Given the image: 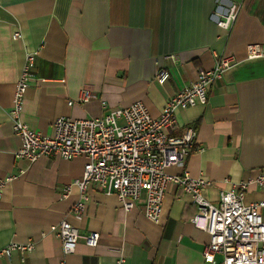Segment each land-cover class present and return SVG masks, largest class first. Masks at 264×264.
Instances as JSON below:
<instances>
[{
  "label": "crops",
  "instance_id": "1",
  "mask_svg": "<svg viewBox=\"0 0 264 264\" xmlns=\"http://www.w3.org/2000/svg\"><path fill=\"white\" fill-rule=\"evenodd\" d=\"M231 4L240 8L226 31L216 20ZM248 44L264 49V0H0V178L12 177L0 194V249L33 243L22 254H0V264H208L209 236L192 225L196 205L178 185L167 186L159 223L144 216V193L125 211L96 184L76 215L78 189L61 194L81 175L85 156L16 157L21 142L8 111L27 51L36 55L22 119L45 134L61 115L100 117L135 101L156 117L199 69L233 55L236 63L209 85L204 105L176 111L173 134L192 127L195 136L183 163L166 170L208 180L202 195L217 203L232 184L264 172V56L248 58ZM161 66L169 71L163 84L155 80ZM83 88L93 95L81 103ZM262 199L264 187L249 183L244 202ZM63 219L80 235L70 253L49 231ZM89 231L99 233L95 247L82 238Z\"/></svg>",
  "mask_w": 264,
  "mask_h": 264
},
{
  "label": "built area",
  "instance_id": "2",
  "mask_svg": "<svg viewBox=\"0 0 264 264\" xmlns=\"http://www.w3.org/2000/svg\"><path fill=\"white\" fill-rule=\"evenodd\" d=\"M239 8L238 4H231L216 24L230 31ZM17 36L18 33H14L13 37ZM246 50L248 58L264 56V49L259 44H248ZM35 55L36 51L25 53L8 111L12 130L21 142L16 157L32 163L40 157L71 159L85 156L81 175L66 184L61 194L65 197L72 186L78 189V199L72 206L74 214L82 213L88 199L86 191L91 184H96L104 193L114 194L125 211L131 210L144 193V216L159 223L165 191L170 183H174L189 193L196 205L192 225L209 236L202 251L205 263L264 264V199L244 202L249 183L264 187V172L253 180L232 184L220 193L217 203H213L202 195V190L209 185L208 180L166 171L172 165L183 163L195 136L192 127H186L180 135L173 134L178 127L176 111L196 104L204 105L209 85L236 63L233 55H219L212 68L199 69L196 79L173 93L156 117L150 115L141 101H135L113 108L100 117L71 119L61 115L52 122L51 134L29 127L22 119ZM168 78V69L159 67L155 80L163 84ZM92 95L89 88H83L77 101L86 102ZM67 104L71 105L72 101ZM11 178H0V194L4 183ZM49 231L59 238L64 253L72 252L80 237L78 229L65 219L50 225ZM98 237V231H89L82 238L87 246L95 247ZM32 248L31 241L9 243L0 249V254L9 255L13 250L22 254Z\"/></svg>",
  "mask_w": 264,
  "mask_h": 264
}]
</instances>
